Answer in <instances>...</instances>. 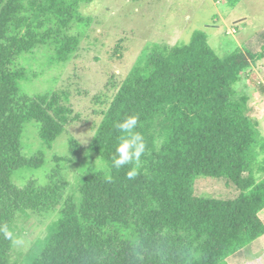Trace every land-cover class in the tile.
<instances>
[{
	"label": "trees",
	"instance_id": "obj_1",
	"mask_svg": "<svg viewBox=\"0 0 264 264\" xmlns=\"http://www.w3.org/2000/svg\"><path fill=\"white\" fill-rule=\"evenodd\" d=\"M94 1L0 0V227L13 232H0V264H232L264 235V133L238 87L257 77L264 33L256 52L250 43L220 55L200 30L188 43L148 46L119 83L108 80L115 92L87 147L70 138L45 180L16 183L46 167L45 150L80 117L68 87L22 91L37 74L29 60L72 61L91 37L94 18L81 9ZM131 115L146 148L129 179L133 165L115 168L112 157ZM28 122L43 145L30 155ZM32 215L50 219L46 235L14 259L19 223Z\"/></svg>",
	"mask_w": 264,
	"mask_h": 264
},
{
	"label": "rangeland",
	"instance_id": "obj_2",
	"mask_svg": "<svg viewBox=\"0 0 264 264\" xmlns=\"http://www.w3.org/2000/svg\"><path fill=\"white\" fill-rule=\"evenodd\" d=\"M81 10L94 20L91 37L84 41L76 57L55 67L46 63V57H34L29 60V66L31 74L37 73L34 76L39 77L32 76L29 81L20 83L23 92L33 95L68 87L72 92V105L80 117L66 128L53 149L45 150L46 167L26 173L22 180H15L17 184L32 177L45 180L53 165V155L69 154L70 138L76 139L83 150L87 147L102 119V111L115 92L107 87L108 80L113 78L114 84L119 83L148 46L188 43L193 33L200 30L208 35L211 47L219 54L236 47L249 49L250 43L256 52L260 50L257 38L264 33V0H242L235 7L224 0H95L83 5ZM253 69L257 77L243 81L238 87L250 94V104L257 110L264 133V91L259 89V83L264 85V58L253 63ZM32 123H26L23 134L24 152L29 155L43 146L38 127ZM81 156L80 151L74 157L75 162L67 165L69 176ZM204 185L205 182H201L200 189L210 191ZM261 218L264 220V210ZM49 222V218L36 215L21 219L22 232L14 247V259L18 253L27 254L45 237ZM231 263L264 264V235L251 244L243 256L232 258Z\"/></svg>",
	"mask_w": 264,
	"mask_h": 264
},
{
	"label": "clouds",
	"instance_id": "obj_3",
	"mask_svg": "<svg viewBox=\"0 0 264 264\" xmlns=\"http://www.w3.org/2000/svg\"><path fill=\"white\" fill-rule=\"evenodd\" d=\"M137 124L138 116L131 115L117 125L121 135L118 138V144L112 157V166L115 168L133 165L132 169L127 173L129 179L136 176L141 157L146 148L144 137L140 132L136 131ZM0 232H3L6 238H13V232L6 225L0 227Z\"/></svg>",
	"mask_w": 264,
	"mask_h": 264
}]
</instances>
